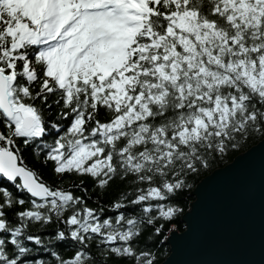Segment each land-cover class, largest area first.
<instances>
[{"label":"snow or ice","instance_id":"obj_1","mask_svg":"<svg viewBox=\"0 0 264 264\" xmlns=\"http://www.w3.org/2000/svg\"><path fill=\"white\" fill-rule=\"evenodd\" d=\"M0 126V264H159L190 181L264 140V0H0Z\"/></svg>","mask_w":264,"mask_h":264},{"label":"water","instance_id":"obj_2","mask_svg":"<svg viewBox=\"0 0 264 264\" xmlns=\"http://www.w3.org/2000/svg\"><path fill=\"white\" fill-rule=\"evenodd\" d=\"M182 232L161 264H264V140L192 190Z\"/></svg>","mask_w":264,"mask_h":264},{"label":"trees","instance_id":"obj_3","mask_svg":"<svg viewBox=\"0 0 264 264\" xmlns=\"http://www.w3.org/2000/svg\"><path fill=\"white\" fill-rule=\"evenodd\" d=\"M2 127V126H0ZM261 139L259 138H255V139H250L247 143H245L242 147L239 148V150L237 151H230L223 159H218L217 161L213 162L211 168L206 171L203 172L201 175L193 178V180L190 181V183L192 184V187L188 190H185L182 194H180L177 198L175 203L177 204L178 207H180L182 209V212L177 214L173 219L171 223H166L164 225L162 234L160 237H158L156 244L157 247L156 248H152V251L158 256V261L159 264H161L164 259L168 256L169 254V246L167 244H165V239L168 235V233L171 230H175L177 232H182L184 230V224L181 221V218L183 216V214L189 209V205L190 203L193 201V197L191 196V192L194 189V187L207 175H209L213 170L217 169V168H222L224 167L226 164L230 163L233 161V159L241 154L242 152L246 151L247 149H249L250 147L254 146L255 144H257ZM24 157H25V163L27 166L32 167L34 170H37L42 178L46 181V182H58V177H55L52 175L51 173V162H49V166L47 168H43L41 167L31 156L30 151L29 152H25L24 153ZM86 185L88 183H90L89 181L85 182ZM65 187L68 186V182L66 180ZM75 191V190H74ZM77 194H80L79 192H77ZM89 203L91 204L92 201H89ZM94 206V205H93ZM143 242V241H142ZM158 249V250H157Z\"/></svg>","mask_w":264,"mask_h":264},{"label":"bare ground","instance_id":"obj_4","mask_svg":"<svg viewBox=\"0 0 264 264\" xmlns=\"http://www.w3.org/2000/svg\"><path fill=\"white\" fill-rule=\"evenodd\" d=\"M242 153H243V152H242ZM230 163H231V162H230ZM228 164H229V163H228ZM228 164H226V165H228ZM226 165H225V166H226ZM217 169H218V168H217ZM213 171H214V170H213ZM171 231H172V230H171ZM174 231H175V230H174ZM169 233H170V232H169Z\"/></svg>","mask_w":264,"mask_h":264}]
</instances>
